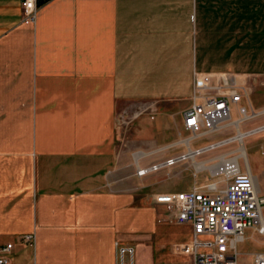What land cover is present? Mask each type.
Here are the masks:
<instances>
[{
    "label": "crops",
    "instance_id": "0c3cea01",
    "mask_svg": "<svg viewBox=\"0 0 264 264\" xmlns=\"http://www.w3.org/2000/svg\"><path fill=\"white\" fill-rule=\"evenodd\" d=\"M21 4L0 0V244L12 264H115L133 202L118 110H153L146 157L204 147L183 134L194 80L264 79V0H48L33 20Z\"/></svg>",
    "mask_w": 264,
    "mask_h": 264
},
{
    "label": "built area",
    "instance_id": "2783aa9c",
    "mask_svg": "<svg viewBox=\"0 0 264 264\" xmlns=\"http://www.w3.org/2000/svg\"><path fill=\"white\" fill-rule=\"evenodd\" d=\"M21 5L24 17L33 20L37 0H22ZM246 96V81L236 77L220 75L215 83L195 78L191 103L182 112L183 129L190 136L187 140L223 132L229 126L239 133L241 123L264 115V110L255 111L243 104ZM233 110L238 116L234 120L231 119ZM262 127L264 125L253 129L256 131ZM253 129L242 133L250 135ZM233 137L195 150L189 149L185 154L138 170V175L141 177L188 160L192 152L201 155L211 148L228 144ZM220 158L212 166L210 182L203 185L195 182L189 190L159 193L153 197L155 204L172 214L175 225L190 226V240L176 244L174 252L188 256L191 264H238L237 245L243 242L244 233L254 230L264 236V196L256 191L254 176L245 158L240 151ZM240 158L244 169L239 164ZM18 241L33 247L35 235H23ZM14 248L13 242L0 244V264H12ZM114 249L115 264H136L133 245L116 241ZM252 264H264V251L253 255Z\"/></svg>",
    "mask_w": 264,
    "mask_h": 264
},
{
    "label": "rangeland",
    "instance_id": "374dc122",
    "mask_svg": "<svg viewBox=\"0 0 264 264\" xmlns=\"http://www.w3.org/2000/svg\"><path fill=\"white\" fill-rule=\"evenodd\" d=\"M242 81H246L247 91L243 104L247 105L248 109L251 108L255 111L264 110V79L250 78L242 79ZM152 111L151 108L147 107L137 110L134 108H127L126 111H122V109L118 110V128H120L119 147L122 150L118 162L119 166L123 165L124 167L122 174H118L115 177L117 179H126L130 197L133 198L130 206L132 211L129 216L128 236L130 237V243L128 244L135 245L136 264H191L188 256H181L174 252L176 244L188 242V229L175 225L172 214L166 208L155 209L150 207L152 205L150 202V205L148 203L149 197L155 193L186 191L195 182L198 185L210 182L212 180L210 171L213 170L212 166L216 164L215 162L220 160L221 156H228L232 153L237 154L238 151H243V157L254 176L257 189L264 196V129L245 136L241 142L235 140L218 148L210 149L201 155H196L193 159L182 161L175 165V169L167 166L140 177L137 175L139 168H149L167 160V158L151 159L146 157L148 154L162 148L161 146H154L150 136L144 137V134L137 135V123L140 129H143V125L146 128L155 127L158 120L150 121L142 117L149 116L152 119L154 115ZM235 118H238V116L236 110H233L231 119L234 120ZM261 125H264V115L243 122L240 124V127L242 130L249 131ZM157 130L155 127L153 134H158ZM236 133V130L232 126H229L223 132L201 136L193 140L191 145L193 148L212 145L226 138L235 137ZM183 134L185 137L189 136L187 132ZM194 163L200 165L198 170ZM239 164L244 169L243 159H239ZM148 209H151L154 213L156 228L152 225L149 216L145 217V219L142 218L146 227L143 234L137 217L138 213H142ZM134 235H140L136 241L132 240L135 237ZM29 248L34 249V246ZM263 251L264 236L259 235L254 230H247L244 233L243 242L237 245L238 264H252L253 255Z\"/></svg>",
    "mask_w": 264,
    "mask_h": 264
},
{
    "label": "bare ground",
    "instance_id": "6f19581e",
    "mask_svg": "<svg viewBox=\"0 0 264 264\" xmlns=\"http://www.w3.org/2000/svg\"><path fill=\"white\" fill-rule=\"evenodd\" d=\"M261 129H264V128H261ZM260 129V130H261ZM260 130H256V131H260ZM256 131H254V132H256ZM251 133H253V131L251 132ZM239 135H243V137H245L244 135L245 134H243V133H241V132H239V133H237V135L235 136V137H233V138H231L232 140L230 141V142H228V143H231V142H233V141H237V140H241V136H239ZM247 135H249V134H247ZM211 149H213V148H211ZM192 153H195V152H192ZM195 154H197L198 155V153H195ZM230 154V153H229ZM242 154V153H241ZM189 157H190V155H189ZM199 168V167H198ZM141 169H145V168H139L138 170H141ZM137 175H138V173H137ZM139 176V175H138ZM254 184H255V187H256V191H258L259 192V190L257 189V186H256V182H255V179H254ZM262 227H264V223H262Z\"/></svg>",
    "mask_w": 264,
    "mask_h": 264
},
{
    "label": "trees",
    "instance_id": "16d2710c",
    "mask_svg": "<svg viewBox=\"0 0 264 264\" xmlns=\"http://www.w3.org/2000/svg\"><path fill=\"white\" fill-rule=\"evenodd\" d=\"M47 1L48 0H37V7L41 6L42 4H44Z\"/></svg>",
    "mask_w": 264,
    "mask_h": 264
}]
</instances>
